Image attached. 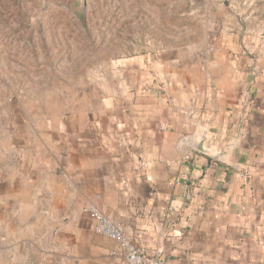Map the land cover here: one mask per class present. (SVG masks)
Returning a JSON list of instances; mask_svg holds the SVG:
<instances>
[{
    "label": "crops",
    "instance_id": "crops-1",
    "mask_svg": "<svg viewBox=\"0 0 264 264\" xmlns=\"http://www.w3.org/2000/svg\"><path fill=\"white\" fill-rule=\"evenodd\" d=\"M250 40L126 61L97 112L43 141L38 187L30 164L0 177V264H124L88 204L165 264H264V52ZM202 129L217 151L236 142L235 167L190 148Z\"/></svg>",
    "mask_w": 264,
    "mask_h": 264
},
{
    "label": "rangeland",
    "instance_id": "rangeland-1",
    "mask_svg": "<svg viewBox=\"0 0 264 264\" xmlns=\"http://www.w3.org/2000/svg\"><path fill=\"white\" fill-rule=\"evenodd\" d=\"M226 32L264 52V0H0V177L30 164L38 187L43 141L97 112L126 61Z\"/></svg>",
    "mask_w": 264,
    "mask_h": 264
},
{
    "label": "built area",
    "instance_id": "built-area-1",
    "mask_svg": "<svg viewBox=\"0 0 264 264\" xmlns=\"http://www.w3.org/2000/svg\"><path fill=\"white\" fill-rule=\"evenodd\" d=\"M83 211L93 221L95 233L118 245L117 255L122 257L124 264H165L160 259L148 256L145 249L135 243L121 224L105 216L96 206L88 204Z\"/></svg>",
    "mask_w": 264,
    "mask_h": 264
},
{
    "label": "water",
    "instance_id": "water-1",
    "mask_svg": "<svg viewBox=\"0 0 264 264\" xmlns=\"http://www.w3.org/2000/svg\"><path fill=\"white\" fill-rule=\"evenodd\" d=\"M205 132V129H202L199 138L197 140L190 141V148L195 152L206 156L210 159V161H215L230 167H235L228 161V157L231 153L232 148L237 145L236 142L232 140L224 147L223 151H217L207 144V136Z\"/></svg>",
    "mask_w": 264,
    "mask_h": 264
}]
</instances>
